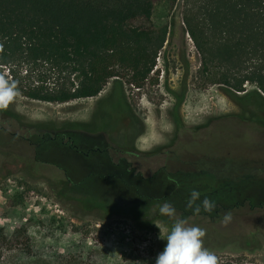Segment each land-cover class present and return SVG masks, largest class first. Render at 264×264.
<instances>
[{
  "label": "rangeland",
  "instance_id": "obj_1",
  "mask_svg": "<svg viewBox=\"0 0 264 264\" xmlns=\"http://www.w3.org/2000/svg\"><path fill=\"white\" fill-rule=\"evenodd\" d=\"M153 23L167 39L142 86L113 78L94 97L20 94L0 110V264H155L156 224L174 222L153 213L165 201L218 259L264 264V208L225 222L202 206L264 202V114L202 75L184 0L156 7Z\"/></svg>",
  "mask_w": 264,
  "mask_h": 264
},
{
  "label": "trees",
  "instance_id": "obj_2",
  "mask_svg": "<svg viewBox=\"0 0 264 264\" xmlns=\"http://www.w3.org/2000/svg\"><path fill=\"white\" fill-rule=\"evenodd\" d=\"M176 1L0 0V74L7 68L21 95L45 102L94 97L113 78L140 87L167 39L168 27L154 25V11ZM184 21L205 79L216 78L263 115L264 0H184ZM231 170L239 177L240 166ZM243 207L254 213L264 202L247 198L205 215L217 221Z\"/></svg>",
  "mask_w": 264,
  "mask_h": 264
},
{
  "label": "clouds",
  "instance_id": "obj_3",
  "mask_svg": "<svg viewBox=\"0 0 264 264\" xmlns=\"http://www.w3.org/2000/svg\"><path fill=\"white\" fill-rule=\"evenodd\" d=\"M20 95L17 83L9 78L6 74H0V110L7 109L14 103ZM201 193L198 190H192L188 199L187 206L191 208L198 200ZM203 211L212 212L216 205L215 202L205 198L202 201ZM195 211L199 213L200 207ZM153 213L162 216H168L174 220L171 229L165 231L158 224L159 239L165 240L166 244L161 252L155 258V264H218L216 254L203 244L205 231L197 226H189L187 221L176 217L174 206L165 201L153 209ZM231 214L224 216V221L230 220Z\"/></svg>",
  "mask_w": 264,
  "mask_h": 264
},
{
  "label": "flooded vegetation",
  "instance_id": "obj_4",
  "mask_svg": "<svg viewBox=\"0 0 264 264\" xmlns=\"http://www.w3.org/2000/svg\"><path fill=\"white\" fill-rule=\"evenodd\" d=\"M75 147V146H74ZM75 148H77V147H75Z\"/></svg>",
  "mask_w": 264,
  "mask_h": 264
}]
</instances>
